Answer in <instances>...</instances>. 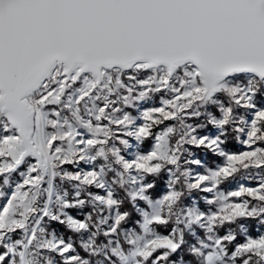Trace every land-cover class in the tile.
Listing matches in <instances>:
<instances>
[{
    "label": "snow or ice",
    "instance_id": "obj_1",
    "mask_svg": "<svg viewBox=\"0 0 264 264\" xmlns=\"http://www.w3.org/2000/svg\"><path fill=\"white\" fill-rule=\"evenodd\" d=\"M0 264H264V0H0Z\"/></svg>",
    "mask_w": 264,
    "mask_h": 264
}]
</instances>
